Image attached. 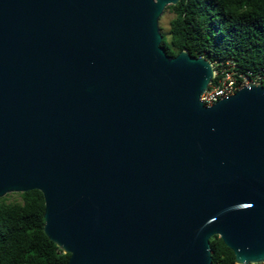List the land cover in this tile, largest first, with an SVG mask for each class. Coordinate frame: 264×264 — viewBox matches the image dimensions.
<instances>
[{"label": "water", "instance_id": "95a60500", "mask_svg": "<svg viewBox=\"0 0 264 264\" xmlns=\"http://www.w3.org/2000/svg\"><path fill=\"white\" fill-rule=\"evenodd\" d=\"M180 0H0V198L39 191L67 264L264 263V85L205 106Z\"/></svg>", "mask_w": 264, "mask_h": 264}, {"label": "trees", "instance_id": "16d2710c", "mask_svg": "<svg viewBox=\"0 0 264 264\" xmlns=\"http://www.w3.org/2000/svg\"><path fill=\"white\" fill-rule=\"evenodd\" d=\"M161 46L170 57L186 50L211 64L231 61L243 73H264V0H180ZM0 198V264H67L43 232L44 200L37 190ZM211 264H235L222 240L210 241ZM264 264V263H262Z\"/></svg>", "mask_w": 264, "mask_h": 264}, {"label": "built area", "instance_id": "2783aa9c", "mask_svg": "<svg viewBox=\"0 0 264 264\" xmlns=\"http://www.w3.org/2000/svg\"><path fill=\"white\" fill-rule=\"evenodd\" d=\"M214 75L208 89L201 95V102L212 106L220 99L234 95L249 84L264 85V73L261 71L243 73L231 61H216L212 64Z\"/></svg>", "mask_w": 264, "mask_h": 264}, {"label": "rangeland", "instance_id": "374dc122", "mask_svg": "<svg viewBox=\"0 0 264 264\" xmlns=\"http://www.w3.org/2000/svg\"><path fill=\"white\" fill-rule=\"evenodd\" d=\"M173 18V14L167 10V8L164 10L162 13L161 17L159 18L158 26L160 28V31L162 34L167 35L169 31V24L171 19ZM18 193H12V194H7L6 196L10 195V199H17Z\"/></svg>", "mask_w": 264, "mask_h": 264}]
</instances>
